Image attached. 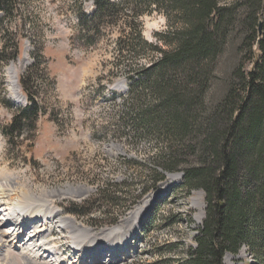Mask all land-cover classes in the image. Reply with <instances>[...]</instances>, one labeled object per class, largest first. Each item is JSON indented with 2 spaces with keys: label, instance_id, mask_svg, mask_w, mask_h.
Returning a JSON list of instances; mask_svg holds the SVG:
<instances>
[{
  "label": "rangeland",
  "instance_id": "374dc122",
  "mask_svg": "<svg viewBox=\"0 0 264 264\" xmlns=\"http://www.w3.org/2000/svg\"><path fill=\"white\" fill-rule=\"evenodd\" d=\"M223 2L230 4L232 0ZM14 5L12 15L0 21L7 31L4 37L0 35V49L6 48L8 53L16 43L20 50L14 61L3 63L5 54L0 62V129L9 126L17 116L16 109L4 105L6 100L15 108L28 104L19 84L22 75L31 73L24 89L32 93L43 109L39 120L25 126L23 136L13 143L0 132V176H14L43 195L57 191L55 195H45L53 208L62 217H69L98 235L116 228L132 234V212L160 190L170 174L178 175V181L165 195L152 199L128 243V257L116 264H186L187 251L196 247L195 236L204 217L203 193L197 189L186 195L180 187V171L166 172L164 180L152 188L151 174L159 168L156 160L162 139L133 127L127 120L134 113L132 107L137 105L129 77L136 80L141 69L160 54L139 49L116 50L120 36H135L128 24L100 30L93 38L94 44L85 45L76 16L80 7L86 14L91 13L89 0H15ZM169 18L173 20V14L164 11L137 16L143 40L157 43L155 34L168 30ZM260 19L264 20V13ZM158 47L166 49L160 43ZM234 49L230 40L217 56L207 100L223 89L224 76L236 59ZM10 65L16 68L18 91L24 96L19 103L9 99ZM250 65L247 62L244 69ZM104 183L119 184L115 192L119 199L116 204H107L103 213L97 209L98 204L91 203ZM68 188L84 191L78 195L62 193ZM143 189H147L145 193ZM81 204L86 211L78 215L75 205ZM10 222L9 228L14 230L11 226L17 221L11 218ZM37 223H31L23 235ZM49 227L51 232L42 240L59 247L65 256L71 242L70 229L56 224ZM108 246L98 249L103 257L100 261L109 251ZM244 247L247 245H240L234 255H223L222 263L264 264V255L257 259L248 247L243 252ZM6 254L11 264H22L16 250L7 248ZM66 257L64 261L79 263L77 255L68 253Z\"/></svg>",
  "mask_w": 264,
  "mask_h": 264
},
{
  "label": "trees",
  "instance_id": "16d2710c",
  "mask_svg": "<svg viewBox=\"0 0 264 264\" xmlns=\"http://www.w3.org/2000/svg\"><path fill=\"white\" fill-rule=\"evenodd\" d=\"M14 1L0 0V21L12 15ZM89 1L91 13L80 7L76 16L85 45L94 44L100 30L128 24L135 36H120L116 50L160 54L141 69L136 80L129 77L137 105L127 120L162 139L156 160L159 168L151 174L152 188L164 180L166 172L180 171V187L186 195L197 189L203 193L204 217L195 236L196 247L187 251L186 264H223V255L236 254L240 245H247L255 258L262 259L264 20L260 16L264 0H232L230 4L224 0ZM153 11L173 14V20L167 19L168 30L155 34V44L143 40L136 20ZM6 33L0 24L1 37ZM230 40L236 59L224 76L221 92L207 100L214 63ZM159 43L166 49L158 47ZM19 52L16 43L8 53L0 49V62L5 54L3 63L14 61ZM247 62L251 65L245 70ZM31 76L19 78L27 105L15 108L10 101L4 102L17 112L10 125L0 129L10 144L42 115L43 108L24 89ZM118 187L104 183L91 204H98L104 213L107 204L119 199ZM82 208V204L75 205V212L85 214Z\"/></svg>",
  "mask_w": 264,
  "mask_h": 264
},
{
  "label": "bare ground",
  "instance_id": "6f19581e",
  "mask_svg": "<svg viewBox=\"0 0 264 264\" xmlns=\"http://www.w3.org/2000/svg\"><path fill=\"white\" fill-rule=\"evenodd\" d=\"M15 70L14 65H10L8 68L10 77L9 99L19 103L23 100V97L16 85ZM178 179V175L170 174L169 181L163 183L160 190H156L149 199L143 202L142 207L132 212L129 218V220H132L129 222L132 223V234H126L125 231L123 232L116 228L93 235L88 229L77 225L73 219L62 217L60 211L53 208L46 196L55 195L58 193L57 191L44 193L45 196L43 193L35 191L28 184L18 182L14 176H0V230H2L0 233V264H11L8 262L6 254L7 248L18 252V257L21 259L22 264H63L65 262L66 264H100L102 263L99 262L100 258L103 257H101L98 249H101L106 244L110 246H108L109 251L105 252L111 251V254L105 253L104 256L114 254V259L125 258L129 254L127 246L130 245L128 243L131 242V236L136 233V229L142 217H144L146 211L149 209L152 199L159 195H165ZM82 191L84 189L68 188L66 191L61 192L78 195L83 193ZM5 212L6 214H4ZM4 216L9 217V219ZM202 216L203 213H200L199 218H202ZM11 218H15L17 221L16 224L11 226L14 227V230H10L11 228H9ZM37 221L38 223L31 227V231L23 235L24 231L27 230L26 228L31 223H36ZM52 224L59 225L60 228L70 229V246L77 247L76 254L79 263L76 261L71 262V259H69L70 262L66 260L64 262V252L61 253L58 247L42 240L51 232L49 226ZM88 257L90 260L87 263L85 260L89 259Z\"/></svg>",
  "mask_w": 264,
  "mask_h": 264
},
{
  "label": "built area",
  "instance_id": "2783aa9c",
  "mask_svg": "<svg viewBox=\"0 0 264 264\" xmlns=\"http://www.w3.org/2000/svg\"><path fill=\"white\" fill-rule=\"evenodd\" d=\"M246 248H247V247H244V248H243V252H246Z\"/></svg>",
  "mask_w": 264,
  "mask_h": 264
},
{
  "label": "water",
  "instance_id": "95a60500",
  "mask_svg": "<svg viewBox=\"0 0 264 264\" xmlns=\"http://www.w3.org/2000/svg\"><path fill=\"white\" fill-rule=\"evenodd\" d=\"M158 198H160V197H158Z\"/></svg>",
  "mask_w": 264,
  "mask_h": 264
}]
</instances>
